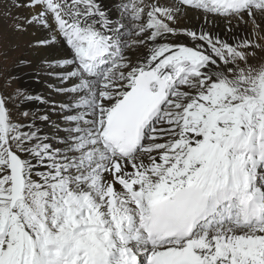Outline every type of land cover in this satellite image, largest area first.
<instances>
[{"label": "snow or ice", "instance_id": "6c2138e0", "mask_svg": "<svg viewBox=\"0 0 264 264\" xmlns=\"http://www.w3.org/2000/svg\"><path fill=\"white\" fill-rule=\"evenodd\" d=\"M5 6L65 51L0 92V264H264V0Z\"/></svg>", "mask_w": 264, "mask_h": 264}, {"label": "bare ground", "instance_id": "6f19581e", "mask_svg": "<svg viewBox=\"0 0 264 264\" xmlns=\"http://www.w3.org/2000/svg\"><path fill=\"white\" fill-rule=\"evenodd\" d=\"M105 3H108L109 5H111L112 0H105ZM6 4H7V0H0V5H2L1 11H0V14H1V17H0V33L5 35V38L7 39V42H8L7 44H9L11 46L15 45V43H17L16 40L18 39V37H23V36L26 38V41H29V42L34 44V42L37 39H41V38H44L46 36V32H44L43 30H40V29H36L35 27H32V26H29L27 31L23 32V33L14 31L12 29H10V30L7 29L6 24H8V23L4 21V16H3L4 12L2 11V9L7 8L5 6ZM10 12L14 13L16 15L18 12L21 15H27L28 14L27 9H19V10L10 9ZM191 22L193 24L196 23L195 20H192ZM13 23H17V21L10 20L9 24H13ZM220 28L221 29L223 28L222 23H220ZM3 48H4V46H3ZM22 49H23V47H22ZM8 50H12V47L9 48ZM26 51H28L29 55H31V57L34 61L33 62L34 64L36 61L37 64L39 63V65H42L43 64L42 61H44L46 59L59 58V57L63 56L65 50L61 46H54V47L50 46L47 49H37V48L33 47L32 49H29ZM15 67L16 68L11 73L18 78L19 83L17 81H14V80L11 81V83H12L11 88L14 89V92L17 89H26L31 94L42 95V96H44L46 98H50L52 100H59L62 98V97H59L54 92L53 88L51 87L52 85H55L58 82L55 79H53L51 76L47 75V72L49 71L47 68L46 69L44 68L41 70H39V69L35 70L34 68H31V69H34L35 71L24 72L26 69L25 65L18 64L17 66L15 65ZM0 84H1V80H0ZM0 89H1V86H0ZM1 90L3 93H7L6 91L4 92L3 89H1ZM14 92H11V93H14ZM47 107H48L47 105H43V104H40L39 102L33 101V102H27L21 110H23L24 108H27L30 110H35V109L39 108V109L43 110ZM53 119H55V117H53Z\"/></svg>", "mask_w": 264, "mask_h": 264}, {"label": "rangeland", "instance_id": "374dc122", "mask_svg": "<svg viewBox=\"0 0 264 264\" xmlns=\"http://www.w3.org/2000/svg\"><path fill=\"white\" fill-rule=\"evenodd\" d=\"M1 7L2 5H0V11H1ZM2 11L4 12V15H3L4 21L8 23L6 24V28L9 30L10 29L14 30V25L16 23L9 24V22L10 20L16 21L15 19L16 14L11 13V12H10L11 14H6L10 11L9 8L2 9ZM0 17H1V14H0ZM16 42L18 44L15 43V45H12V46L7 44L8 42H7V39L5 38V35L0 33V80H1L0 86H1V89H3L4 92L6 91L7 93L14 92V89L11 88L12 87L11 81L14 80L18 82V78L14 76L11 72L16 68L15 65L17 66L19 64L17 62L19 61L20 58L25 59L26 62H30V63L25 64L26 69L24 72L35 71L36 69H39V70L44 69V68L46 69V66H44V64L39 65V63L37 64L36 61L34 64L33 63L34 61L31 55H29V52L26 51V50L33 48L31 47L33 43L26 41V38L24 36L18 37ZM11 47H12V50H8ZM31 68H34L35 70ZM1 89H0V92H2Z\"/></svg>", "mask_w": 264, "mask_h": 264}]
</instances>
